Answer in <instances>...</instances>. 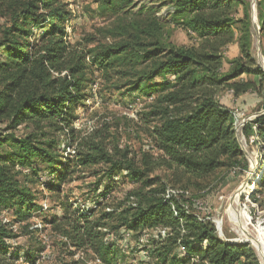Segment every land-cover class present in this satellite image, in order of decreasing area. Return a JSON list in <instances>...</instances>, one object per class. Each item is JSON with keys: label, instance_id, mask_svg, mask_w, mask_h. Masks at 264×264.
Returning <instances> with one entry per match:
<instances>
[{"label": "trees", "instance_id": "obj_1", "mask_svg": "<svg viewBox=\"0 0 264 264\" xmlns=\"http://www.w3.org/2000/svg\"><path fill=\"white\" fill-rule=\"evenodd\" d=\"M93 1L108 23L97 29L99 37L71 44L67 0H0V264H39L43 247L22 249L7 241L33 233L35 217L60 235L70 257L81 251L103 263L115 261L119 246L104 232L115 222L114 229L153 233L148 255L154 264H259L252 247L222 241L210 220L199 219L185 189L204 188L221 169L247 168L233 109L220 97L258 95L264 88V72L250 52L249 6L241 0H171V21L190 39L178 45L154 7H137L136 0ZM256 7L262 32L264 0ZM234 42L239 55L223 72L224 50ZM96 74L117 90L135 93L133 100L143 96L148 102L143 119L151 146L139 160L128 146L106 143L103 130L82 135L74 127L75 111L85 105ZM21 125L29 131L17 136ZM243 134L264 148V113L246 122ZM99 165L105 167L102 176L114 180L122 174L135 185L121 208L108 201L111 187L97 193L99 181L94 208L66 199L64 184ZM260 171L253 201L264 193V167ZM168 189L182 192L167 195ZM43 191L61 196V215L42 217L48 208L41 210L37 194ZM3 213L10 215L7 221ZM77 263L62 258L58 264Z\"/></svg>", "mask_w": 264, "mask_h": 264}, {"label": "rangeland", "instance_id": "obj_2", "mask_svg": "<svg viewBox=\"0 0 264 264\" xmlns=\"http://www.w3.org/2000/svg\"><path fill=\"white\" fill-rule=\"evenodd\" d=\"M67 1L70 3L71 9L69 20L71 44L75 42L84 43V38L90 35L99 37L97 29L105 26L108 20L107 16H99L94 1ZM241 1L249 6L250 17L251 12H254V18L251 19L250 52L256 65L264 72V30L260 31L256 7L259 0ZM136 4L137 7L142 4L154 7L158 19L168 21L167 27L172 29L170 41L178 45L189 44L190 39L185 32L174 24L175 21H171V16L174 14V5L171 0H136ZM238 9L241 10V6H238ZM239 13L241 14V12ZM223 55L224 70L222 68V71L225 72V69H228L229 61L239 55L237 42L228 45ZM93 79L94 82L89 86L91 90L85 105L78 107L75 111L77 118L74 127L82 135L90 131L103 130L102 134L107 136L105 138L106 143L128 146L139 160L141 154L148 152L151 146L147 124L143 119L148 102L143 96L133 100L135 93H128L122 89L117 90L97 74L94 75ZM242 100L239 101L238 105H232L233 128L247 163L246 170L221 169L208 182L203 183L204 188L199 189L188 185L185 189L188 191V198L195 201V206L192 208L200 220H210L215 227L216 235L222 241L247 244L252 247L259 264H262V260L253 246V238L258 237L264 246V193L255 194L257 201H253L251 196L255 189L253 182L259 179L260 170L264 167V148H262L261 143L254 142L253 136H244L243 126L246 122L264 113V88L260 90L258 95L248 94ZM28 131V128L21 125L15 131V135L22 136ZM57 136L62 139L61 135L58 134ZM33 165L39 170L43 169L36 162ZM104 170L105 167L99 165L78 171L74 175V180L63 186L66 199L76 201L81 209L82 206L83 209L89 208L92 204L96 185H98L97 193L102 192L103 188L108 186L111 187V197L108 201L121 208L119 202L123 201L125 195L133 190L135 185L131 184L122 174H117L114 180L107 176L104 177L102 176ZM94 171L96 172L94 173ZM156 173L163 174L162 170H158ZM97 181L99 182L95 185ZM34 189L40 190V185H34ZM37 195H39L37 202L44 201L48 208L42 217L50 218L52 215H61L62 209L58 205L61 196L58 197L45 191L42 194L39 192ZM2 217L7 221L10 215L3 213ZM114 225L115 222L104 230L105 236L110 242H115L119 246L116 260L110 264H154L148 255V248L153 236L151 231H143L140 234L130 232L129 235H126L124 228L114 229ZM18 227V225L12 227L16 233L19 231ZM18 234L15 239L9 242L12 247H22V249L29 250L43 247L38 260L39 264H58L62 258L74 259L78 262L77 264H108L103 263L100 258L98 259L90 252L79 251L70 257L67 249L64 250L61 247L60 235L48 225L42 231Z\"/></svg>", "mask_w": 264, "mask_h": 264}, {"label": "built area", "instance_id": "obj_3", "mask_svg": "<svg viewBox=\"0 0 264 264\" xmlns=\"http://www.w3.org/2000/svg\"><path fill=\"white\" fill-rule=\"evenodd\" d=\"M94 89V88H93ZM72 151H70L69 149H67V151H66V153H71ZM259 179H260V175H259ZM259 179H257L256 181H258ZM256 181H254L253 183H255ZM182 191H178V190H173V189H168L167 191H166V194L168 195V194H177V193H181ZM185 194H186V192H184ZM95 207V204H94V202H92V204L90 205V207L89 208H94ZM86 208H88V207H86ZM47 209V205H46V203L43 201L42 202V208H41V210H46ZM82 209H83V206H82ZM107 210H109V209H107ZM175 214H176V212H174ZM4 221H6L5 219H3ZM14 226H16V225H14ZM14 226H12V227H14ZM30 229H33V230H35V231H42L43 229H44V224H43V222L41 221V219L40 218H37V217H35V218H33L32 220H31V225H30V227H29ZM13 229V228H12ZM165 229H162V230H160V232L164 235L165 234ZM125 234L126 235H129L130 234V232H125ZM8 242H10V240H7Z\"/></svg>", "mask_w": 264, "mask_h": 264}, {"label": "crops", "instance_id": "obj_4", "mask_svg": "<svg viewBox=\"0 0 264 264\" xmlns=\"http://www.w3.org/2000/svg\"><path fill=\"white\" fill-rule=\"evenodd\" d=\"M223 70H224V62H223ZM225 70L227 71V68ZM244 96H246V94L235 99L232 97L231 93L228 92V93H225L223 96L220 97V101H221V103H223L227 107L232 108V105H235L240 100L243 101L242 99L244 98Z\"/></svg>", "mask_w": 264, "mask_h": 264}, {"label": "bare ground", "instance_id": "obj_5", "mask_svg": "<svg viewBox=\"0 0 264 264\" xmlns=\"http://www.w3.org/2000/svg\"><path fill=\"white\" fill-rule=\"evenodd\" d=\"M237 216L238 215L236 213V218H237ZM253 239H254V241L252 240L253 241V246L256 249L259 257L261 258L262 264H264V246H263V243L260 241V239L258 237H254Z\"/></svg>", "mask_w": 264, "mask_h": 264}, {"label": "water", "instance_id": "obj_6", "mask_svg": "<svg viewBox=\"0 0 264 264\" xmlns=\"http://www.w3.org/2000/svg\"><path fill=\"white\" fill-rule=\"evenodd\" d=\"M254 18V12L252 11L251 12V19H253ZM260 175H261V171H260Z\"/></svg>", "mask_w": 264, "mask_h": 264}]
</instances>
